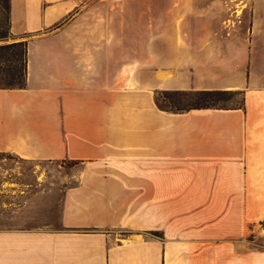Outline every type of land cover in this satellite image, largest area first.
<instances>
[{"label":"crops","instance_id":"1","mask_svg":"<svg viewBox=\"0 0 264 264\" xmlns=\"http://www.w3.org/2000/svg\"><path fill=\"white\" fill-rule=\"evenodd\" d=\"M96 1L11 0L29 59L26 86L0 88V154L17 158L0 161V264H264L246 216L250 163L264 161V0H211L220 37L200 32L203 55L191 29L192 73L213 54L247 63L254 84L221 88L245 106L183 112L157 105L167 77ZM54 162L74 163L60 187Z\"/></svg>","mask_w":264,"mask_h":264},{"label":"rangeland","instance_id":"2","mask_svg":"<svg viewBox=\"0 0 264 264\" xmlns=\"http://www.w3.org/2000/svg\"><path fill=\"white\" fill-rule=\"evenodd\" d=\"M211 4V0H101L100 3L90 2L89 7L118 10V16L112 17V20H115L119 27L127 25L130 28L128 30L129 50L135 56L150 57L151 76L156 74L158 80L162 81L163 77H167V82L164 84L166 87L158 90H184L186 93H196L199 90L235 86L246 88L248 84L255 83L252 79L248 81L247 63L238 65L220 61L218 58L216 61L213 53V57L209 59L211 63H201L194 73L191 72L189 62L190 40L193 37L191 29L200 28L197 37L194 34L193 38L197 41L199 46L197 52L201 55L206 52L207 45H205V33L200 32L209 28L208 39L211 40V44L213 40L220 37V34H214L213 29L215 31L216 26L209 21ZM108 19L110 18L100 17L102 24H105ZM8 41H14L12 34ZM4 42L6 41H0V43ZM217 51L221 53V49ZM256 59L252 57L251 77H253L252 69L258 65ZM261 83L264 84V78ZM192 96L194 95L171 94L175 102H187ZM229 96L231 98L224 102L226 106L241 105L243 95ZM6 155L0 154L1 162L4 157L8 159V162L17 159ZM62 164L54 162L48 166L52 169L54 186L60 187L62 184V167L69 169L74 163L67 162L63 166ZM250 165H255V168L251 167L247 176V246L250 249L264 251V161L253 162ZM24 166L30 168L32 163H24ZM59 211L60 202L56 201L53 218L58 217Z\"/></svg>","mask_w":264,"mask_h":264},{"label":"trees","instance_id":"3","mask_svg":"<svg viewBox=\"0 0 264 264\" xmlns=\"http://www.w3.org/2000/svg\"><path fill=\"white\" fill-rule=\"evenodd\" d=\"M11 0H0V88H23L26 86L28 73V42L25 40L9 42L11 35ZM193 94L187 102H175L171 94ZM231 94L243 95L239 106H226ZM157 105L164 110L183 112L194 108H242L245 106L244 90L207 89L194 93L184 90H157Z\"/></svg>","mask_w":264,"mask_h":264}]
</instances>
